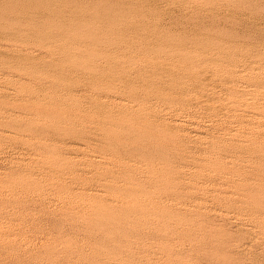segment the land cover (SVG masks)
<instances>
[{
	"label": "rangeland",
	"instance_id": "374dc122",
	"mask_svg": "<svg viewBox=\"0 0 264 264\" xmlns=\"http://www.w3.org/2000/svg\"><path fill=\"white\" fill-rule=\"evenodd\" d=\"M0 264H264V0H0Z\"/></svg>",
	"mask_w": 264,
	"mask_h": 264
}]
</instances>
